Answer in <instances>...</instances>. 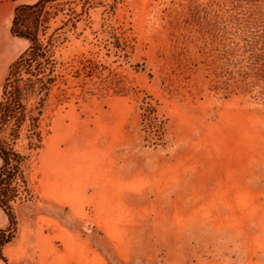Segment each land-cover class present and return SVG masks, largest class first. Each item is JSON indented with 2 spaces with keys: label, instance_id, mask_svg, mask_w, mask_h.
I'll use <instances>...</instances> for the list:
<instances>
[{
  "label": "rangeland",
  "instance_id": "obj_1",
  "mask_svg": "<svg viewBox=\"0 0 264 264\" xmlns=\"http://www.w3.org/2000/svg\"><path fill=\"white\" fill-rule=\"evenodd\" d=\"M239 6L59 0L33 15L50 52L34 74L44 91L21 84L0 127L22 160L1 186L16 197L10 264H264V54L247 89L220 94L224 61H245L242 18L254 35L264 26ZM16 11L0 13V108L30 47L12 33ZM188 25L207 35L190 40Z\"/></svg>",
  "mask_w": 264,
  "mask_h": 264
},
{
  "label": "trees",
  "instance_id": "obj_2",
  "mask_svg": "<svg viewBox=\"0 0 264 264\" xmlns=\"http://www.w3.org/2000/svg\"><path fill=\"white\" fill-rule=\"evenodd\" d=\"M57 1L59 0H39L36 5L21 6L16 11L12 33L16 38L28 41L30 47L22 54L20 59L13 64L10 75L6 80L5 90L9 92V99L6 105L0 108V127L6 126L22 106L23 92L20 87L21 84L30 86V89L35 92L34 96L38 95L40 97L41 92L44 91L41 88V86H44L42 85L44 79H40L34 74L39 71L42 62L46 60L49 61L50 52L48 47L41 43L38 34L33 32L30 28L29 22L34 14L43 11L47 5ZM239 4L241 9H260L257 11L258 18L256 19L259 21L264 20V0H239ZM244 16H246L247 19H245L246 17L242 18L243 25H240L236 32L238 37H240L239 40L241 39V42L244 44L242 53L244 56L243 60L245 61L232 71H230L228 66L229 61H224L227 78L225 79V85L220 88V94L224 96V98H228L230 95L237 93V91L249 87L250 84L248 81L253 75L252 72L255 71L253 69L255 68L253 63L256 60L258 62L261 61V59H257V56H261L262 58L263 55L261 54H264V26H260L261 32L254 35L255 29H257L255 24L258 22L251 17L248 18V14ZM187 28L186 31L192 41L202 39V37L207 35L205 31L199 29V27L193 28L188 25ZM213 32L214 30H211V34ZM262 61L264 60L262 59ZM258 68H264V66L258 65L256 69ZM39 115L40 112L36 111L33 119H36ZM0 159L3 163L0 169V207L5 210L9 221L8 228L0 229V264H10L3 253L4 249L12 244L16 238L17 224L10 205L12 201H15L16 197H9V192L7 190L2 191L1 186H11L10 183L14 181L15 173H19L18 166L22 164V160L18 154L8 151L7 148L2 145H0ZM14 162L16 167L14 166Z\"/></svg>",
  "mask_w": 264,
  "mask_h": 264
},
{
  "label": "crops",
  "instance_id": "obj_3",
  "mask_svg": "<svg viewBox=\"0 0 264 264\" xmlns=\"http://www.w3.org/2000/svg\"><path fill=\"white\" fill-rule=\"evenodd\" d=\"M28 0H0V13H10V9H18L22 5H26ZM3 16H0V20Z\"/></svg>",
  "mask_w": 264,
  "mask_h": 264
}]
</instances>
